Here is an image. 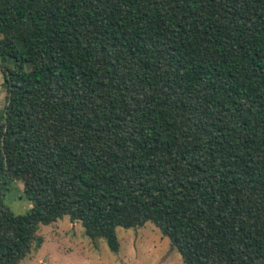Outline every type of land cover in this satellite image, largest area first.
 <instances>
[{"label":"trees","instance_id":"16d2710c","mask_svg":"<svg viewBox=\"0 0 264 264\" xmlns=\"http://www.w3.org/2000/svg\"><path fill=\"white\" fill-rule=\"evenodd\" d=\"M0 72V264L63 216L264 264V0H0Z\"/></svg>","mask_w":264,"mask_h":264},{"label":"rangeland","instance_id":"374dc122","mask_svg":"<svg viewBox=\"0 0 264 264\" xmlns=\"http://www.w3.org/2000/svg\"><path fill=\"white\" fill-rule=\"evenodd\" d=\"M5 94L0 72V110L5 106ZM23 184V179L14 178L4 185V204L17 215L25 214L30 207ZM115 232L117 252L111 251L102 237L89 239L80 222L63 216L39 226L41 246L32 249L18 264H183L179 252L151 222L139 228L117 227Z\"/></svg>","mask_w":264,"mask_h":264}]
</instances>
